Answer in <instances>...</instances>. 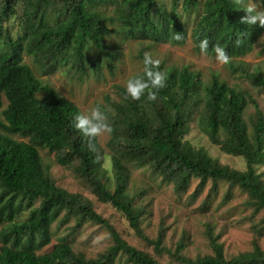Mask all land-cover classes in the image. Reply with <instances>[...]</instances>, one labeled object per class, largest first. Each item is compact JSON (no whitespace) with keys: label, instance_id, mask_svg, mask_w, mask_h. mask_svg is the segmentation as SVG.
Listing matches in <instances>:
<instances>
[{"label":"trees","instance_id":"obj_1","mask_svg":"<svg viewBox=\"0 0 264 264\" xmlns=\"http://www.w3.org/2000/svg\"><path fill=\"white\" fill-rule=\"evenodd\" d=\"M246 1L0 0V264H116L121 255L131 264H161L158 257L163 255L182 264H264V249L257 241L251 250L227 257L223 244L209 231L213 253L192 258L184 254L183 237L175 248L165 244L164 225L150 237L143 227L147 209L136 200L143 190H128L131 163L172 184L177 194L198 179L189 196L191 203L211 180L204 209L224 180L247 192L255 211H264V178L257 172L264 163V111L249 89L229 85L217 74L206 83L188 66L165 69L159 63L157 70L167 79L155 100L144 95L133 100L122 89L121 100L114 104L108 119L113 170L109 176L97 136L90 139L72 126L80 108L44 83L24 61L25 53L32 56L44 74L70 62L84 68L92 49L99 61L103 54L113 58L107 44L113 33L126 40L183 45L189 39L190 23L197 50L201 51L199 41L207 38L205 52L216 54L213 46L218 44L229 60L242 57L264 36V27L241 23ZM11 19L18 23L15 36L7 24ZM178 32L179 40L174 39ZM139 57L143 61V51ZM231 69L238 67L232 64ZM246 75L254 85L264 87L260 70ZM250 106L254 111L247 116ZM193 120L222 151L243 157L246 168L221 164L206 149L186 140ZM43 148L55 155L58 164L73 167L88 179L97 199L122 212L156 256L125 240L91 199L61 187L43 160ZM71 220L73 226L60 233ZM86 222L104 225L113 238L108 250L95 258H87L75 246L73 235ZM260 224L262 233L264 215Z\"/></svg>","mask_w":264,"mask_h":264},{"label":"rangeland","instance_id":"obj_2","mask_svg":"<svg viewBox=\"0 0 264 264\" xmlns=\"http://www.w3.org/2000/svg\"><path fill=\"white\" fill-rule=\"evenodd\" d=\"M258 10L264 11V3L261 0H247ZM109 11L111 7H107ZM11 34L15 36L18 31L17 22L11 19L7 22ZM193 24L188 25L189 39L183 45L172 43L152 44L151 42L128 39L113 33L108 37V50L113 58L105 57L99 61L98 52L92 49L84 68L74 63H66L60 66L53 74H44L32 56L27 53L24 61L32 68L37 77L44 83L52 85L60 95L76 104L81 112L91 117V109L99 106L105 115V122L114 114V104L121 100L122 89H125L126 81L144 69L143 61L139 57L140 51L147 52L153 59H157L165 69L171 67L182 68L188 66L191 70L200 74L203 82H209L214 74L229 85H238L249 89L250 93L259 102L264 111V87H257L247 78V72L260 70L264 74V36L261 43L254 50L242 57L222 63L216 59V54L201 52L196 49L190 35ZM93 63L96 65L94 66ZM234 64L237 71L231 69ZM99 67V69H98ZM7 101L4 99V107ZM254 111L250 106L247 116ZM1 116V113H0ZM18 140L28 141L27 137L15 135ZM101 151L103 167L109 176H113L111 151L108 142L111 138L110 129H104L97 135ZM196 148H204L207 153L235 169L244 170L246 162L243 157L225 153L219 145L211 142L209 136L198 126V122L192 121L190 131L185 136ZM44 162L50 166L52 176L57 183L70 192L79 193L94 202L95 208L118 230L120 235L130 244L146 249L154 256L153 248L137 236L130 227L124 214L118 211L110 203L100 202L95 196L92 185L86 178L80 177L73 167L62 166L56 162L55 155L48 149H40ZM130 183L128 190L143 193L136 199L140 206H145L147 213L143 219L145 233L154 238L162 224L166 228L165 244L175 248L177 241L184 238L187 246L184 254L195 258L196 256L212 254L213 249L209 242L208 232L218 237L223 244L227 257L253 248V243L258 242L264 249V230L260 233L259 226L264 211L254 210V206L248 203L247 192L240 187H230L228 181L220 180L217 193L209 197L208 209L203 208V202L208 198L212 181L210 180L203 192L191 203L189 196L194 192L199 182L192 181L189 189L183 194H177L172 184L164 183L159 177H152L147 168H136L128 163ZM257 172L264 178V163L257 166ZM74 220L61 227L60 233H65L73 226ZM0 225V230H1ZM57 236V233L56 235ZM77 250L82 251L87 258H95L105 253L113 244L110 230L104 225L86 222L78 228L73 235ZM161 264H182L171 259L169 255L158 257ZM116 264H131L126 262V257L121 255Z\"/></svg>","mask_w":264,"mask_h":264},{"label":"clouds","instance_id":"obj_3","mask_svg":"<svg viewBox=\"0 0 264 264\" xmlns=\"http://www.w3.org/2000/svg\"><path fill=\"white\" fill-rule=\"evenodd\" d=\"M246 13L241 17V23L247 25H258L264 27V11L258 10L251 3L243 8ZM174 39H181L179 32L174 36ZM201 52H205L209 48V40L207 38L199 41ZM213 50L216 53V59L222 63L229 62V56L220 45H214ZM160 61L153 59L147 52L143 58V73L130 77L125 84V94L133 100H139L142 95L147 100L152 101L157 97L160 89L166 86V74L157 70ZM91 117L78 112L73 118L72 126L78 129L83 135L90 139L96 137L102 130L109 129L110 125L105 122V115L100 110L99 106L91 109Z\"/></svg>","mask_w":264,"mask_h":264}]
</instances>
